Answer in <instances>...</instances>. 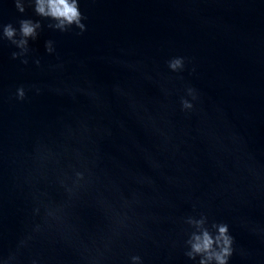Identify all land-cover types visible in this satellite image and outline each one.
Here are the masks:
<instances>
[{
  "label": "water",
  "instance_id": "95a60500",
  "mask_svg": "<svg viewBox=\"0 0 264 264\" xmlns=\"http://www.w3.org/2000/svg\"><path fill=\"white\" fill-rule=\"evenodd\" d=\"M80 9L88 18L87 31L76 35L79 29L62 33L45 27L30 40L28 65L11 58L16 49L10 42H0L4 248L14 245L27 207L19 190L12 189L16 154L30 151L37 138L58 140L66 124L86 117L112 130L99 145L114 175L125 178L118 165L156 175L145 159V150L151 152L165 163V173L179 178L172 185L156 175L167 201L160 211L178 217L192 211L189 197L198 200L202 210L229 225L236 245L244 249L229 264H264V0H80ZM21 18L41 19L33 7L20 13L13 0H0V21L19 28ZM49 39L55 41L52 54L45 49ZM174 56L188 58L181 73L168 68ZM36 57L40 66L32 62ZM61 63L63 68L55 67ZM22 84L42 91H30L25 101L10 100ZM116 84L137 102L135 110L129 97L113 90ZM187 84L202 96L203 112L191 119L179 104ZM89 85L99 93V104L81 93L73 99L68 91H55ZM150 117L173 134L180 152L173 154L171 146L161 151L159 137L145 126L151 127ZM197 129L225 137L238 133L255 154L259 175H250L243 164L235 166L233 156L213 149ZM213 152L226 168L216 164ZM235 155L246 160L245 148ZM79 212L88 224L98 222L92 207ZM182 239L180 224L166 221L154 226L152 240H125L124 245L143 254L145 264H193L180 246L170 247V240ZM35 251L64 264L74 261L71 250L59 246L37 244ZM125 255L118 250L113 264H124Z\"/></svg>",
  "mask_w": 264,
  "mask_h": 264
},
{
  "label": "clouds",
  "instance_id": "9594fccd",
  "mask_svg": "<svg viewBox=\"0 0 264 264\" xmlns=\"http://www.w3.org/2000/svg\"><path fill=\"white\" fill-rule=\"evenodd\" d=\"M20 13L26 7H33L40 20L21 18L19 28L9 22L0 21V42L7 40L16 50L11 52L13 60L21 64L30 62V40L38 39L45 27L62 33L79 29L76 35L87 31L84 21L88 18L80 9V0H13ZM48 23L45 25L44 21ZM46 52L56 51L55 41L45 42ZM188 58L174 56L167 61L168 68L176 73L185 70ZM32 62L41 65V59L36 57ZM120 62V61H118ZM123 63V62H120ZM128 67L135 65L128 64ZM55 67L63 68V64ZM195 72V67L192 68ZM182 78V77H181ZM151 79V77H149ZM113 90L120 96L130 99L133 110L137 102L131 98L119 84ZM165 95L170 92L162 89ZM39 95L42 91L37 85H19L9 99L25 101L29 92ZM63 94L70 92L73 99L77 93L88 97L93 103L99 104V93L91 86L55 89ZM180 110L185 118L199 116L203 109L200 91L190 85H185L184 94L179 99ZM143 119V118H142ZM151 127L146 128L157 135L160 149L174 153L180 152V145L174 143V136L164 128L158 127L154 118ZM171 124V122H169ZM121 127L123 124L121 123ZM210 141L216 151L234 157V164L243 167L256 177L259 175L260 164L253 152L246 149L243 138L238 133L222 136L214 131L197 129ZM189 133L186 131L185 135ZM109 127H98L90 123L88 118H79L66 124L60 132V138L48 142L37 138L30 151L16 154L13 163L19 167L14 171L13 190H19L27 207L23 210L21 229L14 245L4 248V180L2 173L3 148L0 145V264H64L59 257H46L43 252L35 251L37 244L49 247L71 250L73 264H113L118 250H123L124 264H145V256L140 252H130L124 245L125 240H152L154 226L171 221L181 226L182 240H170V247L180 246L183 255L193 264H229L230 259L238 251L235 237L230 233L229 225L218 221L207 210H202L198 200L188 198L192 211L181 216L164 214L159 209L167 203L160 195V186L156 175L168 184H177L179 178L164 172L165 163L145 150V159L156 175L143 171L121 167L124 179L114 175L104 164L99 140L110 137ZM91 145V147H90ZM241 147L245 148L246 160L241 161L235 155ZM216 164L226 168L224 159L210 153ZM92 207L97 216L96 224H88L80 215L83 206ZM257 232L256 228L252 229Z\"/></svg>",
  "mask_w": 264,
  "mask_h": 264
}]
</instances>
